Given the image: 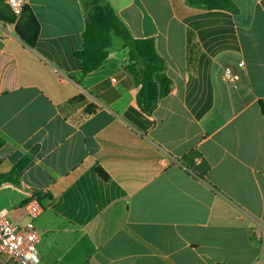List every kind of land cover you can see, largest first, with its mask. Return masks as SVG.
<instances>
[{
	"label": "crops",
	"instance_id": "0c3cea01",
	"mask_svg": "<svg viewBox=\"0 0 264 264\" xmlns=\"http://www.w3.org/2000/svg\"><path fill=\"white\" fill-rule=\"evenodd\" d=\"M105 1L155 39L157 108L140 110L118 41L83 75L90 0H26L33 46L0 22V211L24 224L43 198L40 264H264V0ZM24 159L20 185L3 182Z\"/></svg>",
	"mask_w": 264,
	"mask_h": 264
},
{
	"label": "trees",
	"instance_id": "16d2710c",
	"mask_svg": "<svg viewBox=\"0 0 264 264\" xmlns=\"http://www.w3.org/2000/svg\"><path fill=\"white\" fill-rule=\"evenodd\" d=\"M0 0V22L15 24L16 33L29 45L33 46L38 34L39 25L31 9L26 5L21 17L16 20L15 15L5 3ZM188 6L202 10H221L235 12L231 0H186ZM90 11L87 13L85 30L82 34V49L75 52V57L81 63L83 75L99 69L107 59L109 49L118 41L128 50V65L126 70L133 77L138 86L137 104L140 110L152 116L159 101V90L155 76L166 69L165 60L158 54L155 39L133 38L110 4L105 0H90ZM33 39L30 42L28 39ZM263 112L264 105L260 103ZM4 141L0 138V149ZM29 163L24 159L14 166L3 182L20 185V178ZM1 164V159H0ZM103 179L105 173L99 170ZM36 198L43 204V198Z\"/></svg>",
	"mask_w": 264,
	"mask_h": 264
},
{
	"label": "built area",
	"instance_id": "2783aa9c",
	"mask_svg": "<svg viewBox=\"0 0 264 264\" xmlns=\"http://www.w3.org/2000/svg\"><path fill=\"white\" fill-rule=\"evenodd\" d=\"M6 4L18 19L27 5L26 0H6ZM239 69L244 75L248 73L245 64H240ZM223 76L232 84L241 80V75L232 67H226ZM24 210V224L12 222L7 212L0 211V255L8 256L12 264H40L38 244L41 234L36 230L35 220L43 213L44 205L32 197Z\"/></svg>",
	"mask_w": 264,
	"mask_h": 264
},
{
	"label": "rangeland",
	"instance_id": "374dc122",
	"mask_svg": "<svg viewBox=\"0 0 264 264\" xmlns=\"http://www.w3.org/2000/svg\"><path fill=\"white\" fill-rule=\"evenodd\" d=\"M88 11H90V7H89Z\"/></svg>",
	"mask_w": 264,
	"mask_h": 264
}]
</instances>
